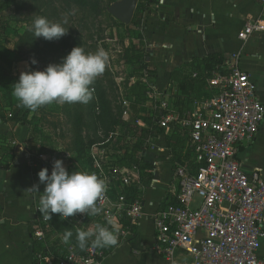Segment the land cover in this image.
<instances>
[{"label":"crops","instance_id":"obj_1","mask_svg":"<svg viewBox=\"0 0 264 264\" xmlns=\"http://www.w3.org/2000/svg\"><path fill=\"white\" fill-rule=\"evenodd\" d=\"M256 19H264V7L259 0H153L136 20L135 26L123 24L119 27L128 33V39L123 37L116 41L122 69L126 70L120 79L123 83L118 85L120 95L125 97L127 88L130 89V85L126 88L125 81L132 67L124 56L134 46L136 50L149 53L146 63L153 73L148 78V73L143 72L144 77L140 80L145 91L148 89V100L143 106L144 111L139 114L142 122L155 112V102L151 99L154 93L163 95L180 117L193 113L200 102L208 99L199 97L202 91L187 89L181 84L184 78L190 75L194 78L193 75L198 74L195 69L209 55H220L225 60L239 55V65L251 75L257 97L264 106V34H255L246 43L238 38L245 24ZM19 66L29 72L28 63ZM10 73L13 74V69ZM138 79L133 80L138 82ZM203 91L209 95L205 88ZM2 113L0 264H41L34 256L33 247L40 194L27 191L37 184L40 193L44 191L38 177L41 170L32 168L29 159V155L41 147L38 131L41 128L15 122L9 111ZM130 115H133L131 108ZM170 135L171 131H165V136L148 142L143 162L151 168V175L142 179L141 186L137 187L141 216L135 223L126 217L121 219L125 233H118V244L105 255L101 264H193L191 257L182 250L177 251L176 258L170 261L155 249L154 218L172 195L175 167L179 164L173 151L176 141L173 139L172 146L168 145ZM237 160L246 174L260 171L264 177V121L255 139L237 146ZM54 241L50 240V247L54 246ZM61 253L62 250L59 255ZM258 255L264 258V238Z\"/></svg>","mask_w":264,"mask_h":264},{"label":"built area","instance_id":"obj_2","mask_svg":"<svg viewBox=\"0 0 264 264\" xmlns=\"http://www.w3.org/2000/svg\"><path fill=\"white\" fill-rule=\"evenodd\" d=\"M259 2L264 7V0ZM255 34H264V19L248 21L238 38L246 43ZM204 88L209 98L185 117H180L163 95H151L155 102L153 115H158L157 125L166 132L180 126L188 138L191 157L199 164L195 174L189 161L176 166L172 195L154 218L155 249L170 261L182 250L193 264H264V258L258 255L264 238V177L260 171L246 174L237 160V146L257 136L264 121V106L257 97L251 75L239 65V55L225 60L219 69L206 76ZM121 106L123 118L129 117L130 103L122 99ZM137 123L142 121L138 119ZM134 137L127 135L130 144ZM97 151L100 150L94 149L91 156L95 158ZM72 157L65 150L50 154L40 150L29 155L32 168H47L49 172L54 161L62 160L68 165ZM89 173H95L107 186L98 201L103 212L94 218L105 223L113 219L120 226L119 234L125 233L120 221L126 217L135 223L142 212L140 201L129 204L122 195L113 202L107 194L111 187L105 173L101 169ZM119 181L122 188L141 186L140 167L128 164ZM38 208L39 203L33 236L42 244L37 254L39 263H102L103 251L88 247L84 253H78L70 242H63V235L55 231L50 220L43 219ZM52 217L60 218L76 230H81L88 218L79 213L67 220L61 214ZM52 239L62 244L60 255L51 251Z\"/></svg>","mask_w":264,"mask_h":264},{"label":"rangeland","instance_id":"obj_3","mask_svg":"<svg viewBox=\"0 0 264 264\" xmlns=\"http://www.w3.org/2000/svg\"><path fill=\"white\" fill-rule=\"evenodd\" d=\"M37 1L38 0H0L1 17L5 18L7 15L12 14L13 19L10 21V25L17 33V36H15L16 34L6 35L3 29H1L2 31L0 30V57L3 58L0 60V69L4 71L3 76L1 75L2 71H0L1 89L4 85L13 86L19 81L21 73L25 72L22 69L25 68L22 66L17 67L18 64L21 63L25 65L28 63L29 71H43L49 64H59L62 61L59 60L60 56L56 55L51 44H56L59 48H62L66 57L73 48L78 47V45H76L77 43L74 45V38L76 40L79 38L81 47L84 48L85 52L89 51L90 46L95 44L98 48L103 47L109 53L110 63L108 69L111 75L110 77L114 80L117 87L113 95L116 97L119 96V100L117 99L119 102L121 96L118 85L123 83V80L120 79L125 76L126 70L122 69L121 55L117 54L118 42L116 41L123 37L128 39V33L117 25L110 23L104 15L99 17L97 11V8L100 9V12H104V10L107 11L110 5L113 4L111 2L112 0H44L42 8L39 10L37 9ZM48 7H52L50 13H47L48 17H46L50 21L59 22L65 16L67 17L68 23L64 26L69 29V31L67 35L60 38L67 46L66 49L63 48L62 41L59 40H45V43L43 37L34 38V47L32 44L28 45L22 40V35L27 31L33 33L31 31L33 15L42 16V12L45 10L44 8ZM32 36L35 37L34 35ZM15 43L19 45V50L16 51V53L20 60L19 62L13 63L12 59L15 56L13 57V55L5 54L4 47L12 51L15 49ZM136 45H138V42ZM44 49L46 55L44 54L43 56ZM33 59L37 61L36 64H32ZM17 68L21 70L15 72L14 69ZM12 69L13 74L10 73ZM103 78L105 79L104 75L98 77L95 81L105 84L106 82ZM147 90L145 92L148 98ZM202 97L204 99L207 95H203ZM117 101L116 103H118ZM54 105H56V103L44 106L37 112V122L42 124L41 129L38 130L40 131L39 141L42 150L47 154L58 150H67L70 143V134L68 133L70 126L62 115L56 113ZM126 125L129 126L126 127ZM147 130L148 127L146 124L134 123L131 115H129L127 118L121 117L120 125L116 127V129L113 128L107 131L99 129L97 132H89L85 135L86 139L89 141V157L93 162L94 171L96 169H101L107 176V180L110 182L109 185L111 187L107 194L113 202L117 201L118 197L124 193L123 188L120 186L119 179L124 173L125 167L128 164H133L131 163V158L133 156L131 151H133L134 145H138L136 148L138 150H134L136 157L141 155L142 149H147L149 146L148 142L151 139L148 138ZM129 131L130 134L135 136L131 144L130 141L128 142L126 135ZM94 149L100 150L95 154V158L91 156ZM101 152H103V154H101ZM188 153L190 156L187 142L180 144L179 150L176 151V154L181 155L183 159L187 157ZM73 164L72 161L70 165H65L69 174L75 171L83 172L81 165L78 164L73 166ZM41 187L44 190L45 185L41 184ZM95 223L103 224L105 222L95 219L94 217L89 218L86 220L81 230H87L89 227H93Z\"/></svg>","mask_w":264,"mask_h":264},{"label":"trees","instance_id":"obj_4","mask_svg":"<svg viewBox=\"0 0 264 264\" xmlns=\"http://www.w3.org/2000/svg\"><path fill=\"white\" fill-rule=\"evenodd\" d=\"M85 1V0H84ZM121 0H112L111 2L114 4L115 2H118ZM153 0H139V4L136 10V14L134 17V20L131 22L132 25H136V20L140 18L142 13L148 9V7L151 5V2ZM44 0H38L37 1V9H41L43 6ZM87 3V2H86ZM112 5V4H111ZM110 5V6H111ZM16 8V7H15ZM52 7L44 8L42 12L43 17H48L47 13H50ZM109 9V8H108ZM97 11L99 13V17L104 15L106 19L113 23L114 25H117L118 27L124 26L121 23H118L109 13L108 10L104 12L97 8ZM103 12V14H102ZM13 19V15L9 14L5 18H2L0 15V30L3 29L4 33L11 34L17 36V33L12 29L10 25V21ZM2 31V30H1ZM33 33L26 32L22 35V40L26 42V44L31 45L34 47L33 39L35 37L32 36ZM19 38V35H18ZM43 41L46 43L45 39L43 38ZM58 41V40H57ZM59 41H62L59 39ZM77 43V44H76ZM48 44V43H47ZM63 48L66 49L67 46L62 41ZM81 46V41L78 38L77 40L74 38V45ZM15 49L10 51L6 47H4L5 54L13 55L12 62H19L20 59H18V55L16 51L19 50L18 43H15ZM52 49H54V52H56V55H59V60H62V58L65 57L64 51L62 48H59L56 44H51ZM49 46V45H48ZM44 48V47H42ZM98 49L97 45H91L89 48V51L87 52H95ZM46 55L45 49L43 50V56ZM149 58V53L147 51H141L136 50L134 46H132L130 49L126 51V54L124 56V59H126L127 63L132 67L130 74L128 75V79L125 81L126 88L128 85L130 89L127 88L128 91H126V95H120V101L119 96H114V91L117 89L114 80L111 79V75L109 73L108 67L105 70V73L103 74L105 76V84L103 82L94 81V83L91 85V88L94 89L93 91V98L92 100L87 104H57L54 105L55 111L57 114L62 115L66 120L67 123L70 126V129L68 130V133L70 134V143L67 147V150L72 154V161L75 163V165H81L83 168V172H93L94 167L92 165V160L89 157V145L88 140L86 139L85 135L89 132H97L100 130H109L118 127L120 125L121 117H123V109L121 107V101L125 98L126 101L130 103V108L133 110V115L131 116L132 121L135 123L140 119L139 114L144 111L143 106L147 102V93L145 92L144 85L140 84L141 78L144 77V73H148L147 77L152 76V69H149L148 64L146 63L147 59ZM3 59L0 57V60ZM224 57L220 55H209L206 59L202 61V64L198 66L195 70L198 71V77L192 78V75L190 77H186L183 79L181 86L186 87L187 89H194L197 91H202L203 93L199 96L202 97L205 94L204 87H205V78L206 76L210 75L211 72L219 69V67L224 62ZM1 75L3 76V69H0ZM139 78L138 82H135L133 79ZM108 86V87H107ZM133 87V88H132ZM185 88V89H186ZM118 89L120 91V87L118 86ZM124 97V98H123ZM209 95L207 96V98ZM116 101L119 103H116ZM116 103V104H115ZM3 111H9L15 120V122L21 124V125H29L32 128H41L42 124L38 123V117L37 112L33 113L27 108L19 106V102L16 100V98L12 94V86L4 85L2 89H0V115L2 118ZM153 115V114H152ZM147 117L143 119L144 121L142 123L146 124L148 127L147 133L148 138H157L160 136H165V130L160 128L157 125L158 115ZM124 124V123H123ZM122 126V125H121ZM129 125H126V127ZM123 127V126H122ZM128 131V130H127ZM130 131L126 133V135H129ZM176 141V145L174 146V152H176V148H178V145L184 144L187 142V136L184 134V132L181 130L180 126L175 125L171 131V135L168 136V145L172 146V140ZM138 145H134L133 151L131 153L133 154L131 158L132 165L139 166L141 170V180L145 177H150L151 175V168L146 165L143 162L144 153L146 152V148L142 149L141 155L135 156L134 150L136 149ZM42 150V146L40 149L36 148L35 151ZM135 156V157H134ZM176 156V162L179 164L184 165L187 161L190 162L192 167V173L195 174L197 169L199 168V164L191 157V154L189 156V153L186 158H182L181 155ZM130 162V161H129ZM176 168V167H175ZM148 172V173H147ZM123 194L126 199L127 203H133L137 201V198L140 194V191L137 187H131V188H123ZM120 195V196H122ZM90 217L87 218V220ZM93 218V217H92ZM51 226L55 229V231L58 234L64 235V232L68 229H71L73 231V237L70 238V244H72L78 253L82 254L86 250L81 251L78 247H76V239L75 234L78 230L73 228L72 226H69L64 221H62L60 218L52 217L50 220ZM35 241L33 242L34 247V256L37 259V254L42 249V244ZM113 247H107V248H97L104 252L105 255L110 253L112 251ZM63 250V247L60 244L59 240L54 241V246L51 247V251L55 255H59V251Z\"/></svg>","mask_w":264,"mask_h":264},{"label":"clouds","instance_id":"obj_5","mask_svg":"<svg viewBox=\"0 0 264 264\" xmlns=\"http://www.w3.org/2000/svg\"><path fill=\"white\" fill-rule=\"evenodd\" d=\"M67 23L66 16L59 22H53L35 14L31 31L35 38L59 40L68 34L69 29L64 26ZM36 63L33 59L32 64ZM109 63V53L103 47L95 52H85L84 48L78 46L59 64H49L43 71L22 72L19 81L12 86V94L19 106L33 113L53 103L87 104L93 98L91 85L105 73ZM38 177L40 184L45 185L43 193L39 191V184L27 191L40 194L38 210L44 220H51L52 214H61V218L67 220L78 213L92 218L103 212L98 201L106 193L107 186L95 173L75 171L69 174L63 161L56 160L51 175L44 168ZM119 231L120 226L113 219H107L103 224L95 223L87 230L76 232V247L84 251L88 247L116 246ZM72 237L73 231L66 230L63 242L69 243Z\"/></svg>","mask_w":264,"mask_h":264},{"label":"water","instance_id":"obj_6","mask_svg":"<svg viewBox=\"0 0 264 264\" xmlns=\"http://www.w3.org/2000/svg\"><path fill=\"white\" fill-rule=\"evenodd\" d=\"M139 0H121L112 4L108 13L118 22L130 25L135 16Z\"/></svg>","mask_w":264,"mask_h":264}]
</instances>
